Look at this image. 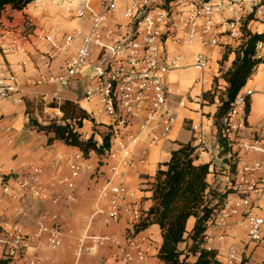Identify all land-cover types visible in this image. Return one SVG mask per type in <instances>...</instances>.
<instances>
[{
  "label": "crops",
  "instance_id": "crops-1",
  "mask_svg": "<svg viewBox=\"0 0 264 264\" xmlns=\"http://www.w3.org/2000/svg\"><path fill=\"white\" fill-rule=\"evenodd\" d=\"M99 1L95 3L96 8ZM76 9V0H37L22 11L7 7L0 18V22L12 31L10 37L1 42L0 63L16 75L22 97L21 102H0V173L22 174L35 165L43 172L45 186L59 197L55 206L35 199L17 202L4 197L0 190V227L5 223H17L30 233L26 257L38 260L39 264H164L158 258L162 245L158 225L143 230L150 238L144 261L125 263L120 260L115 247H99L90 239L82 241L84 235L111 236L121 241L126 239V221H111L107 216V202L99 199V191L111 176L109 168L115 161L106 162L94 152L90 153L82 162L83 169L74 179V187L68 188L62 181L70 176V163L81 151L60 140L49 143L50 135L39 132L30 124V116L45 125L51 120L61 119L63 113L58 107L69 101L89 116L79 130L84 139L94 134L95 139L101 142L102 135L108 132V121H105L101 107L96 102L84 99L90 84V72L76 77L64 88L56 84L38 83L41 76L62 75L67 61L81 46L89 23L75 17ZM118 17L121 21L125 20L123 8L119 10ZM248 29L264 32V27L257 23L249 25ZM70 35L74 36L71 46L60 54L53 51L51 42L44 39L51 37L52 41L61 45ZM20 45L21 50L14 51ZM172 52L179 53L187 65H191L195 55L203 52L210 57V64L202 73L188 68L168 76L166 84L171 94L168 96L167 110L175 119L172 131L166 138L155 140L150 137L151 131L143 134L131 151L135 164L116 178L125 191L133 192L142 202L144 211H148L152 205L150 187L158 167L169 161L171 153L181 145L196 147L198 161L210 165L209 182L218 184L222 191L229 190L222 176L230 170L229 160L226 162L225 157L220 156L214 116L220 105L219 96L228 87L224 74L232 68L235 50L233 47L208 50L196 45L175 47ZM258 58L260 63L244 86L255 93L249 100V112L239 136L241 142L249 143L257 139L264 144V50L258 53ZM205 95L209 97L205 98ZM183 99L184 105H181ZM50 103L56 106L51 107ZM138 126L139 121H135L131 131L137 132ZM196 126L201 129L200 134L194 130ZM154 132L159 134L160 128ZM200 136L203 137L202 144L199 142ZM232 151L237 155V171L243 164L264 160V156L255 151L240 147H233ZM246 180L249 184L255 183V189L250 190L246 185L239 193L231 191L223 212L228 213L233 209L236 200L247 199L251 202L254 215L264 219V194L260 191L264 173L249 176ZM98 209L102 213L95 214ZM247 210L245 207L239 208L237 214L227 218L224 226L216 220L208 230L206 247L217 251L219 264H227L231 249L237 251V264H264V227L263 240L249 242L245 221ZM44 211L56 212L63 226L61 246L54 250L47 246L45 235L36 236L37 221ZM192 223L190 220L189 229ZM91 248L93 251H90ZM10 264L23 262L14 259L10 260Z\"/></svg>",
  "mask_w": 264,
  "mask_h": 264
},
{
  "label": "built area",
  "instance_id": "built-area-1",
  "mask_svg": "<svg viewBox=\"0 0 264 264\" xmlns=\"http://www.w3.org/2000/svg\"><path fill=\"white\" fill-rule=\"evenodd\" d=\"M97 1L76 0L75 17L88 22L89 30L83 36L77 53L67 61L64 73L60 76H41L38 83L64 88L76 77L90 72V84L84 99L101 107L111 134L110 147L101 159L115 161L109 168L111 176L99 191V199L107 202V216L111 221H126L128 234L124 241L111 236L89 235H84L82 241L90 239L99 247H115L120 260L125 263L144 261L150 238L143 230L137 231L144 215L142 202L133 192L125 191L116 178L135 164L131 151L143 134L151 131L150 137L155 140L166 138L172 131L175 119L167 110L171 94L166 84L168 76L188 68L202 73L210 64V57L201 52L195 55L191 65H187L179 53L170 51L169 46L197 45L208 50L233 47L235 51L239 50L252 35L264 33L248 29L253 23L264 27V0H100L96 8ZM121 8L124 21L118 17ZM11 34V29L0 22V55L3 49L1 42ZM44 39L51 42L53 51L60 54L71 46L74 36H67L61 45L52 41L51 37ZM21 48L22 45L16 46L14 51ZM263 50L264 40H260L255 46L257 58ZM254 93L246 87L239 91L224 119L222 135L232 148L240 147L264 156L261 141L241 142L239 136ZM9 100L22 101L20 87L16 75L0 63V102ZM180 104L184 105V99ZM135 121H139L138 130L132 132ZM159 128L160 133H155ZM194 130L201 133L197 126ZM199 142L203 143L202 136ZM84 159L81 152L70 163V176L62 181L68 188L74 187V179L82 172ZM260 173H264V160L243 164L235 176L229 171L222 176L227 187L239 193L246 185L254 190L257 185L249 184L246 179ZM0 190L11 201L35 199L54 206L59 202V197L45 186L42 170L35 165L22 174L0 173ZM260 191L264 194V182ZM241 207L249 209L245 213L249 242L263 240L264 219L254 215L251 202L247 199L236 200L233 209L228 213L222 212L217 222L224 226L227 218L237 214ZM100 213L102 211L98 209L95 214ZM43 235L50 249L61 246L64 230L56 212L44 211L40 214L36 236ZM30 239L31 234L19 224L5 223L0 227V259L39 264L38 260L26 257ZM238 261L236 249H231L226 263L237 264Z\"/></svg>",
  "mask_w": 264,
  "mask_h": 264
},
{
  "label": "trees",
  "instance_id": "trees-1",
  "mask_svg": "<svg viewBox=\"0 0 264 264\" xmlns=\"http://www.w3.org/2000/svg\"><path fill=\"white\" fill-rule=\"evenodd\" d=\"M34 1L37 0H0V18L7 7L22 11ZM260 40H264V33L252 35L243 47L235 51L232 68L224 74L228 87L219 96L220 105L214 116L220 156L225 157L226 162L229 160V173L232 176L237 173V155L222 135L224 119L237 94L260 63L255 55V46ZM49 106L56 105L50 103ZM58 108L63 113L61 119L51 120L45 125L30 116V124L39 132L50 135L49 143L60 140L78 148L85 158L92 152L102 158L110 147L111 134L107 132L102 135L101 142L95 139L94 134L84 139L79 130L83 121L89 119L87 113L69 101L60 104ZM196 150L190 144L181 145L171 153L169 161L158 167L150 187L152 205L148 211H144L137 227V231H140L152 225L159 226L162 245L158 258L164 264H219L217 251L206 247V237L208 230L224 211L231 190L222 191L218 184L209 182L210 165L198 161ZM190 220L193 221L191 229L188 228ZM0 264H10V260L0 259Z\"/></svg>",
  "mask_w": 264,
  "mask_h": 264
},
{
  "label": "rangeland",
  "instance_id": "rangeland-1",
  "mask_svg": "<svg viewBox=\"0 0 264 264\" xmlns=\"http://www.w3.org/2000/svg\"><path fill=\"white\" fill-rule=\"evenodd\" d=\"M170 47H171V49H170V51H173V49L175 48V47H177V46H175V45H170ZM216 92H217V90H216ZM216 92H215V94H216ZM33 113L35 114V111H33ZM95 132H98L97 130L95 131Z\"/></svg>",
  "mask_w": 264,
  "mask_h": 264
}]
</instances>
